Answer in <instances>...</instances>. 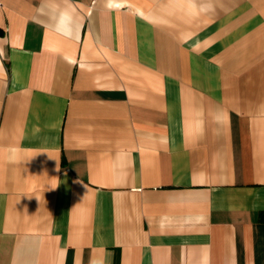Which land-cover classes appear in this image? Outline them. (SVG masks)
<instances>
[{
	"label": "crops",
	"instance_id": "1",
	"mask_svg": "<svg viewBox=\"0 0 264 264\" xmlns=\"http://www.w3.org/2000/svg\"><path fill=\"white\" fill-rule=\"evenodd\" d=\"M264 0H0V264H264Z\"/></svg>",
	"mask_w": 264,
	"mask_h": 264
},
{
	"label": "trees",
	"instance_id": "2",
	"mask_svg": "<svg viewBox=\"0 0 264 264\" xmlns=\"http://www.w3.org/2000/svg\"><path fill=\"white\" fill-rule=\"evenodd\" d=\"M260 216H261V221L264 222V213H262Z\"/></svg>",
	"mask_w": 264,
	"mask_h": 264
}]
</instances>
